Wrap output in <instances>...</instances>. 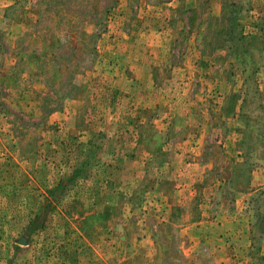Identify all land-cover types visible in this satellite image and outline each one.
Returning <instances> with one entry per match:
<instances>
[{
	"label": "rangeland",
	"instance_id": "374dc122",
	"mask_svg": "<svg viewBox=\"0 0 264 264\" xmlns=\"http://www.w3.org/2000/svg\"><path fill=\"white\" fill-rule=\"evenodd\" d=\"M0 264H264V0H0Z\"/></svg>",
	"mask_w": 264,
	"mask_h": 264
}]
</instances>
